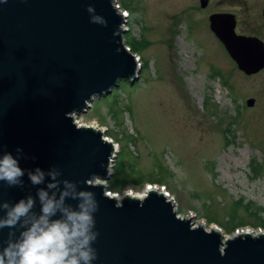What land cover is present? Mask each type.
<instances>
[{
    "label": "water",
    "instance_id": "water-1",
    "mask_svg": "<svg viewBox=\"0 0 264 264\" xmlns=\"http://www.w3.org/2000/svg\"><path fill=\"white\" fill-rule=\"evenodd\" d=\"M208 1L200 0L201 7ZM89 4L107 27L90 23ZM125 22L114 0H0V155L16 156L20 147L28 157L20 159L21 168L47 172L54 166L62 173L59 179L79 182L78 189L96 194L99 235L93 264H264V231L226 236L217 228L193 225L192 217L179 216L157 189H147L142 198L108 193L118 150L103 130L78 125L74 116L111 95L121 81L134 85L139 80L141 67L124 41ZM209 22L242 73L264 68L263 41L238 35L232 13H212ZM253 103L247 100L248 106ZM93 174L106 181L104 196L101 187L85 188L84 180ZM45 186H33L27 174L23 187L0 181V202L36 198ZM39 210L37 199L34 211ZM21 230L0 229V251L9 232L15 240Z\"/></svg>",
    "mask_w": 264,
    "mask_h": 264
},
{
    "label": "rangeland",
    "instance_id": "rangeland-1",
    "mask_svg": "<svg viewBox=\"0 0 264 264\" xmlns=\"http://www.w3.org/2000/svg\"><path fill=\"white\" fill-rule=\"evenodd\" d=\"M114 2L127 13L124 41L141 65L139 81H121L74 118L105 129L119 145L123 166L150 181L110 191L136 194L154 184L193 225H216L226 236L264 230V68L242 73L209 27L212 13L262 24L264 3Z\"/></svg>",
    "mask_w": 264,
    "mask_h": 264
},
{
    "label": "clouds",
    "instance_id": "clouds-1",
    "mask_svg": "<svg viewBox=\"0 0 264 264\" xmlns=\"http://www.w3.org/2000/svg\"><path fill=\"white\" fill-rule=\"evenodd\" d=\"M86 11L90 14V23L107 27V21L96 14L91 4ZM15 151L16 156L10 152L0 155V181L9 187H23V177L27 174L33 186H46L37 189L36 198L28 195L14 204L0 202V212H3L0 229H22L15 240L11 238L15 233L9 232L7 246L0 251V264H93L98 258L93 244L99 235L94 218L99 209L96 194L78 189L79 182L59 179L62 173L54 166L47 172L39 167L21 168L20 159L28 157L20 147ZM83 183L85 188L101 187L104 196L103 178L93 174ZM37 199L38 214L34 211ZM69 199L77 201L75 207L66 202ZM115 206L122 207V201Z\"/></svg>",
    "mask_w": 264,
    "mask_h": 264
},
{
    "label": "trees",
    "instance_id": "trees-1",
    "mask_svg": "<svg viewBox=\"0 0 264 264\" xmlns=\"http://www.w3.org/2000/svg\"><path fill=\"white\" fill-rule=\"evenodd\" d=\"M126 138H128L129 141H131L133 139V136L126 135ZM121 155L122 154H120V152H119L115 161H114L115 164H114L113 175H112V178L109 182V186H110L109 189L110 190H112V187H113V188H115V189H113L114 191H119V190L124 189V187L127 185L141 186L144 182L150 181L148 179H145L141 172H138V171L132 170V169H126L122 164ZM127 167L130 168V166H127ZM249 206L258 212L261 211V208L259 206L254 207V205L251 203ZM236 226H238V225H236Z\"/></svg>",
    "mask_w": 264,
    "mask_h": 264
},
{
    "label": "flooded vegetation",
    "instance_id": "flooded-vegetation-1",
    "mask_svg": "<svg viewBox=\"0 0 264 264\" xmlns=\"http://www.w3.org/2000/svg\"><path fill=\"white\" fill-rule=\"evenodd\" d=\"M261 1L264 3V0H261ZM232 14L235 17V21H236L235 31L238 35L257 37L260 40H262L264 43V30H263L264 28V6L259 9V15H258L262 21V24L253 22L252 20H248V19L244 20L241 18V15L237 13H232Z\"/></svg>",
    "mask_w": 264,
    "mask_h": 264
},
{
    "label": "bare ground",
    "instance_id": "bare-ground-1",
    "mask_svg": "<svg viewBox=\"0 0 264 264\" xmlns=\"http://www.w3.org/2000/svg\"><path fill=\"white\" fill-rule=\"evenodd\" d=\"M91 106H92V104H91ZM88 125V124H87ZM91 126H93V127H95L94 126V124H90ZM97 128V127H96ZM150 188H152V189H157V187L154 185V184H148L147 186H146V189H144V191L142 192V193H136V194H132L131 192H126L125 194H130V195H133V196H136V197H140V198H142L144 195H145V192L147 191V189H150ZM117 198L119 197V194H114ZM172 201V200H171ZM173 203V202H172ZM174 205V204H173ZM190 218V217H189ZM199 225H201V224H199ZM211 228H217L218 230H220L221 231V229H219L218 227H216V225H212L211 226ZM249 228H243V229H239L238 231L239 232H245V231H247ZM222 233H224V232H222ZM252 233H253V231H252Z\"/></svg>",
    "mask_w": 264,
    "mask_h": 264
}]
</instances>
